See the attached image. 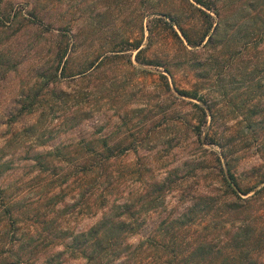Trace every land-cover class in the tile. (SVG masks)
<instances>
[{
	"label": "rangeland",
	"instance_id": "1",
	"mask_svg": "<svg viewBox=\"0 0 264 264\" xmlns=\"http://www.w3.org/2000/svg\"><path fill=\"white\" fill-rule=\"evenodd\" d=\"M201 1L0 0V264H90L70 237L166 180L113 264H264V0ZM84 139L115 157L52 190L36 157Z\"/></svg>",
	"mask_w": 264,
	"mask_h": 264
},
{
	"label": "trees",
	"instance_id": "2",
	"mask_svg": "<svg viewBox=\"0 0 264 264\" xmlns=\"http://www.w3.org/2000/svg\"><path fill=\"white\" fill-rule=\"evenodd\" d=\"M194 1L200 5H204V3L201 0H194ZM181 35L183 36L185 41L188 44H190V40L188 39V36L182 29H181ZM206 36L207 35L205 34L204 37ZM209 38H211V36ZM56 81H57L56 78L50 79L44 84V88H47L49 84L55 83ZM178 92L180 95L184 97H190L193 99L196 98L197 96L196 94L197 92H187V91H178ZM63 95L65 96L66 94H62V96ZM33 98L34 100L31 102L30 106H34V105L43 106L44 102L41 97L35 95ZM61 103H63L64 105L66 104V101L61 99V101L58 104L52 103L50 105H47L48 110L52 112V114H54L59 109V105ZM198 131L199 130L197 129V132ZM198 134L199 132L196 135ZM96 142L97 140L95 139H84L83 141L78 142L76 145H74V147H76L74 151L67 152L66 148L58 146L55 147L52 151H48L42 155L39 154L36 157V164L39 168V173L46 174L48 177L51 178L50 186H52L51 187L52 190L56 189L57 187H61L63 184H65L72 174L77 175V177L78 175L81 174L83 178H85L93 172L104 171L106 169V165L108 164V162L113 157H115L114 150L108 146L105 140H102L100 145H97ZM77 151L81 153V155L75 157V154L73 152H77ZM55 160H57V162L60 163L66 162L68 169H66L64 172H60V170L62 169L57 168V165L54 163ZM229 179L231 180V182H233V184L236 183L232 175H229ZM229 179L224 176L222 177V181L226 183L228 187H231ZM166 181L154 182L152 192L157 194L147 195L145 202L146 204H148V206L145 207L144 209H142L144 205H140V207L136 209V206L131 204L132 200L127 201L124 205L118 206L116 209H119V211L115 212L112 216H110V218L107 217L108 215L103 214L102 218L97 223H95V225L90 227L87 231L84 232L82 231L79 234L70 237V241L68 244L65 245V248L69 250V253L73 256L74 259L83 258L86 259L90 264H99L101 260H104L102 264H113L114 260L118 258L122 252H126L127 249L126 247V249L121 252V249H119L120 244L118 242V238L123 235L125 236V238H127L130 235L140 231V226L136 224V218H138L137 215L139 214L141 209L146 210L147 212L157 206H160L159 204L164 202L165 196L164 195L161 196V194L162 192L164 194L166 189L169 190L170 186L173 184V181H169V183H167ZM83 182H85L87 186L93 184L86 180H84ZM83 186L85 185H82L81 188ZM246 194L247 193L245 194L243 193V195ZM234 196L235 199L239 198L237 197L234 191H232V194L230 196L228 195V197H234ZM55 198L58 199V194L53 195V199ZM103 199H104L103 204H106V200H105L106 198ZM210 200H211L210 198L209 199L202 197L198 198L195 201V203L192 205L191 209H189L186 213H184L180 218L190 219L193 217L194 219L196 216L201 214L200 206L206 205V202ZM243 200L244 202L246 201V199ZM158 202L160 203L158 204ZM233 203L235 202L234 201L231 202V204ZM112 210L113 208L111 207L109 211ZM208 227H205L202 231L204 232V230H207ZM171 230H173L172 224L165 227L164 233L166 232L169 233V231ZM207 246H208L207 241L204 235L203 242L197 243L196 246L194 244L191 247L190 257H192L195 251H199L200 249L205 250ZM204 254L207 255L210 254V252L207 251ZM59 255L60 253L48 257L44 261V264H53V262L56 260L57 257H59ZM180 255L181 254H177L178 257Z\"/></svg>",
	"mask_w": 264,
	"mask_h": 264
}]
</instances>
